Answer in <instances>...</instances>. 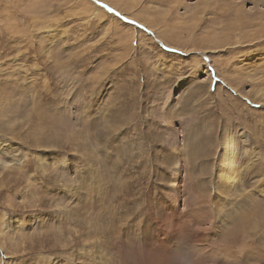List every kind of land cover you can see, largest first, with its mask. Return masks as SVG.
Wrapping results in <instances>:
<instances>
[{
	"label": "rangeland",
	"instance_id": "374dc122",
	"mask_svg": "<svg viewBox=\"0 0 264 264\" xmlns=\"http://www.w3.org/2000/svg\"><path fill=\"white\" fill-rule=\"evenodd\" d=\"M0 143V264H264V0H0Z\"/></svg>",
	"mask_w": 264,
	"mask_h": 264
},
{
	"label": "bare ground",
	"instance_id": "6f19581e",
	"mask_svg": "<svg viewBox=\"0 0 264 264\" xmlns=\"http://www.w3.org/2000/svg\"><path fill=\"white\" fill-rule=\"evenodd\" d=\"M238 17H239V16H238ZM241 18H242V17H241ZM224 77H225V76H224ZM6 123H7V122H6ZM13 126H14V125H13ZM7 127H8V126H7ZM13 128H14V127H13ZM196 142H197V141H196ZM6 145H7V142H6ZM11 145H12V144H11ZM14 145H15V144H14ZM0 146H1V147H4L3 150H4V149H7V148H5V146L2 145V143H0ZM8 147H9V146H8ZM15 149H16V148H15ZM101 150H102V149H101ZM22 161H23V159H19V164L22 163ZM0 162H1V161H0ZM18 224H19V222H18ZM13 227H14V226H13ZM8 228H11V227L8 225L7 229H8ZM16 228H17V226H16ZM9 230H10V229H9ZM7 231H8V230H7ZM237 235H238V233H236V234H233V233H232V235H231V239L236 238ZM12 236H13V235H12ZM135 237H136V236H135ZM238 237H239V235H238ZM1 241H2V240H1ZM231 241H232V240H231ZM231 243H234V242H231ZM227 249H228V250H227ZM227 249H226L225 251L229 252V248H227ZM255 250H257V249L254 248L252 251H255ZM249 253H250V252H249ZM253 253H254V252H253ZM257 255H258V253H257ZM261 256H262V255H261ZM245 257L248 258V256L243 255V259H242V260H244ZM238 259H240V257H238ZM239 261H240V260H238V262H239ZM244 261H245V260H244ZM244 261H243V262H244ZM262 262H263V261H262Z\"/></svg>",
	"mask_w": 264,
	"mask_h": 264
},
{
	"label": "snow or ice",
	"instance_id": "6c2138e0",
	"mask_svg": "<svg viewBox=\"0 0 264 264\" xmlns=\"http://www.w3.org/2000/svg\"><path fill=\"white\" fill-rule=\"evenodd\" d=\"M111 11V9H109ZM116 16H119V13H115ZM129 23H134V22H129Z\"/></svg>",
	"mask_w": 264,
	"mask_h": 264
}]
</instances>
